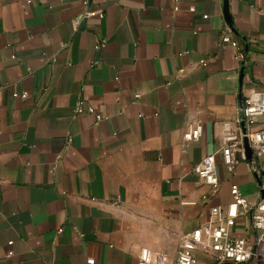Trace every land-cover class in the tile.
I'll return each instance as SVG.
<instances>
[{"label": "crops", "instance_id": "1", "mask_svg": "<svg viewBox=\"0 0 264 264\" xmlns=\"http://www.w3.org/2000/svg\"><path fill=\"white\" fill-rule=\"evenodd\" d=\"M254 91L264 0H0V264H137L143 248L174 264L231 185L257 200L264 160L230 173L219 155ZM193 122L201 136L183 144ZM212 154L215 188L192 174ZM229 230L255 239L248 214Z\"/></svg>", "mask_w": 264, "mask_h": 264}, {"label": "built area", "instance_id": "2", "mask_svg": "<svg viewBox=\"0 0 264 264\" xmlns=\"http://www.w3.org/2000/svg\"><path fill=\"white\" fill-rule=\"evenodd\" d=\"M173 10H179L181 0H171ZM30 2V0H29ZM194 12V8L188 9ZM84 16H88L85 14ZM207 18V16H203ZM220 41L224 45L238 48L237 41L231 35L228 27L220 33ZM103 42L94 45V50L100 52L104 48ZM63 47V46H62ZM240 70L244 66V54L239 52L236 56ZM205 61H202L204 63ZM23 94L21 98H25ZM93 113L79 100L74 113ZM264 118V92L254 91L247 96L240 105L238 117L235 121V130L226 129L219 151L224 166L230 173L248 160L246 148L251 152V158L264 160V126L258 127L260 119ZM100 120V116H96ZM202 133V125L197 122L188 124L182 135L183 144L198 141ZM194 174L203 185L215 188L219 185L216 172L215 155H208L193 166ZM231 202L225 208L211 207L209 218L201 229L184 234L181 237L174 264H198L194 256L195 251L211 256L214 264H264V183L260 184L257 200L250 204L240 188L234 184L230 187ZM248 214L251 220V229L255 235L253 242L235 238L229 228L240 215ZM12 243L9 242V245ZM12 252L7 253L11 257ZM87 260V264H93ZM137 264H153L152 252L141 249Z\"/></svg>", "mask_w": 264, "mask_h": 264}, {"label": "water", "instance_id": "3", "mask_svg": "<svg viewBox=\"0 0 264 264\" xmlns=\"http://www.w3.org/2000/svg\"><path fill=\"white\" fill-rule=\"evenodd\" d=\"M226 12H227V8L225 7V14H226ZM226 16H227V15H226ZM227 17H228V16H227ZM243 73H244V68H242V69L240 70V75L242 76ZM246 153H247V158L250 159V158H251V152L249 151L248 148H246Z\"/></svg>", "mask_w": 264, "mask_h": 264}]
</instances>
